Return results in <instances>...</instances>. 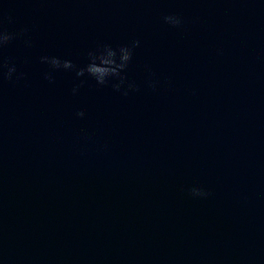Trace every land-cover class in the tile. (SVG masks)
I'll use <instances>...</instances> for the list:
<instances>
[{"label":"water","instance_id":"1","mask_svg":"<svg viewBox=\"0 0 264 264\" xmlns=\"http://www.w3.org/2000/svg\"><path fill=\"white\" fill-rule=\"evenodd\" d=\"M0 32V264H264V0H0Z\"/></svg>","mask_w":264,"mask_h":264},{"label":"clouds","instance_id":"2","mask_svg":"<svg viewBox=\"0 0 264 264\" xmlns=\"http://www.w3.org/2000/svg\"><path fill=\"white\" fill-rule=\"evenodd\" d=\"M164 21L173 27H178L182 24V19L179 16L176 15H166L164 18ZM10 39H12V36L6 32H0V44L7 43ZM139 41H133L131 47L124 46L119 48V59L120 62H116V56L117 51L111 48L110 46H104L101 51L98 53H89L90 56V63L87 65L86 68H81L77 70V76H83L85 72H87L89 75L94 77L98 84H105L107 83V77L109 76H119L120 72L124 70L127 67V63L131 59L132 55V48L138 46ZM48 59V58H44ZM50 63L54 67H60L61 61L58 58H51ZM62 66L65 69L74 68L75 65L72 64L71 61H63ZM14 68H10L8 75L9 78L11 77V73L14 72ZM47 78V77H46ZM121 83H123V80H121ZM114 87L119 90L120 85H114ZM76 89H73V92L75 93ZM127 95V92L124 93ZM77 116L83 117L84 112L80 111L76 113ZM191 194L194 197H207L209 193L205 192L202 189L199 188H192Z\"/></svg>","mask_w":264,"mask_h":264}]
</instances>
